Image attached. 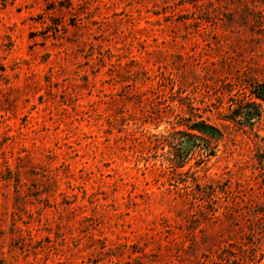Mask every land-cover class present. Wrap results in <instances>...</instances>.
<instances>
[{"label":"rangeland","instance_id":"rangeland-1","mask_svg":"<svg viewBox=\"0 0 264 264\" xmlns=\"http://www.w3.org/2000/svg\"><path fill=\"white\" fill-rule=\"evenodd\" d=\"M253 77L264 0H0V264H264Z\"/></svg>","mask_w":264,"mask_h":264},{"label":"trees","instance_id":"trees-1","mask_svg":"<svg viewBox=\"0 0 264 264\" xmlns=\"http://www.w3.org/2000/svg\"><path fill=\"white\" fill-rule=\"evenodd\" d=\"M250 88H251V93L254 94L256 99L264 100V81H260V80L256 79V77L255 78L253 77L251 79ZM237 106L239 108H243L244 106L252 107V109L249 110V112H248L250 115L253 113L256 114L257 116L262 115L261 103L258 102L257 100L247 101L246 99H241L237 102ZM200 124L213 127L212 125H210L209 123H206V121H203V120H201L199 122V124H197L195 126L199 127ZM233 264H240V263H239V261L235 260L233 262Z\"/></svg>","mask_w":264,"mask_h":264}]
</instances>
